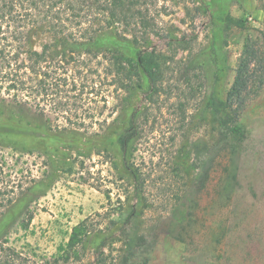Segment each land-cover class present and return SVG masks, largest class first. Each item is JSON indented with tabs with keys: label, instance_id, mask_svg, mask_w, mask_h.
Segmentation results:
<instances>
[{
	"label": "rangeland",
	"instance_id": "374dc122",
	"mask_svg": "<svg viewBox=\"0 0 264 264\" xmlns=\"http://www.w3.org/2000/svg\"><path fill=\"white\" fill-rule=\"evenodd\" d=\"M155 9L169 36L150 33L146 45L162 52L164 90L149 103L143 79L110 97L97 113H113L101 137L58 128L50 108L42 115L0 100V239L30 264H119L126 239L147 264H264V85L239 115L209 103L211 94L226 101L248 40L262 43L264 0H156ZM228 15L245 26L225 30ZM49 41L34 30L28 46ZM146 107L132 153L138 185L115 140L132 111ZM233 123L246 136L235 137ZM87 217L84 248L67 262L59 247Z\"/></svg>",
	"mask_w": 264,
	"mask_h": 264
},
{
	"label": "trees",
	"instance_id": "16d2710c",
	"mask_svg": "<svg viewBox=\"0 0 264 264\" xmlns=\"http://www.w3.org/2000/svg\"><path fill=\"white\" fill-rule=\"evenodd\" d=\"M155 4L156 0H0V100L34 108L42 115L50 108L58 128L86 129L101 137L109 129L108 117L113 113L104 118L97 113L110 107V97L129 95L142 87L143 79L149 82V103L164 90L162 52L155 45H146L150 33L169 36L158 23L161 10ZM225 21V30L245 26L242 19L229 15ZM34 30L51 36L40 50L28 46ZM108 33H115L118 43L105 41ZM126 42L135 53L123 49L120 44ZM263 85L264 33L262 43L248 40L244 45L226 101L211 94L209 103L239 115ZM149 111L148 107L142 112L134 109L115 140L126 170L138 185L142 178L132 160L133 146L142 129L139 121L141 117L147 121ZM230 126L235 137L246 136L245 126ZM5 159L0 148V169ZM2 212L0 205V215ZM89 221L87 217L72 228L68 242L59 247L62 259L71 262L79 257ZM133 240L126 239L127 249L119 264H147L149 258L137 255ZM29 262L30 257L7 238L0 239V264Z\"/></svg>",
	"mask_w": 264,
	"mask_h": 264
}]
</instances>
